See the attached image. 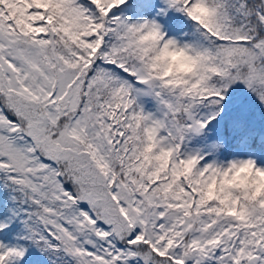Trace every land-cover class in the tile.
<instances>
[{"label": "snow or ice", "instance_id": "6c2138e0", "mask_svg": "<svg viewBox=\"0 0 264 264\" xmlns=\"http://www.w3.org/2000/svg\"><path fill=\"white\" fill-rule=\"evenodd\" d=\"M0 264H264V0H0Z\"/></svg>", "mask_w": 264, "mask_h": 264}]
</instances>
